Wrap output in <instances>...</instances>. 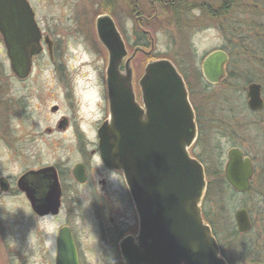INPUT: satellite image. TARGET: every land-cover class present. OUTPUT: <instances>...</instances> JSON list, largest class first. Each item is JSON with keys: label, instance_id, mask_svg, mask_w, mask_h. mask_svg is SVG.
<instances>
[{"label": "rangeland", "instance_id": "obj_1", "mask_svg": "<svg viewBox=\"0 0 264 264\" xmlns=\"http://www.w3.org/2000/svg\"><path fill=\"white\" fill-rule=\"evenodd\" d=\"M30 2L44 33L55 42L54 55L51 60L45 44L44 52L35 61L32 78L25 87L15 79L0 38V177L19 178L26 168L50 162L54 155L65 152V143L60 142L59 153H55L56 140L61 136L48 133V129H53L63 116L71 121L84 118V122L92 127L104 116L105 111L108 56L95 27V20L100 16L96 17L104 11V1ZM218 3L216 7L221 5V2L220 5ZM251 12L246 7H235L231 17H236L238 25L245 29L253 28V24L256 30L260 29L258 24H264V16L252 15ZM200 16L196 11L190 18H185L188 21L173 25L170 34L161 31L154 35L157 42L152 51L153 57H167V60H172L171 62L174 61L181 67L195 104L203 96V87L205 91H214L222 98H227L228 81L217 88L207 89L202 79L201 65L208 53L227 47L229 32H232V28L228 27L231 17L212 20L207 16ZM251 31L244 34L247 38L244 48L248 55L245 69L247 74L251 70V78L248 77L251 82L239 80L235 87L236 81L231 79V109L236 111L239 121L249 122V126L240 127L239 137L231 141V144L235 143L253 159L255 178L252 191L239 193L229 186L218 188L219 176L215 172H222L221 162L225 160L224 156L221 155L218 161L209 159L205 163L209 171L206 178L208 188L209 184L216 188L212 189V194L207 189L202 212L205 222L215 232L222 256L229 264H264V110L258 116L243 110L247 98L246 93L240 92L251 83H259L263 86L264 97V35ZM223 50L234 54L235 49L231 45V50ZM142 60L139 58L137 61ZM142 72L136 73L140 77ZM36 94L42 97L37 110L30 104L31 97ZM4 100H7V105L3 104ZM25 102L28 104L26 108ZM55 106L59 108L56 113L52 111ZM92 130H86L89 138H94ZM209 138L211 140L208 141V147L212 153L230 148L229 139L221 137V134H213ZM72 197L74 195H67V201ZM23 205L20 196L5 195L0 191V218L14 221L28 219ZM240 209L249 211L252 222V229L246 234L237 231L235 213ZM29 238L31 243L28 244L26 259L23 260L28 264H36L39 260L36 239L34 236ZM12 240L16 245V252H19L17 247L24 244L23 239L19 234L12 233Z\"/></svg>", "mask_w": 264, "mask_h": 264}, {"label": "flooded vegetation", "instance_id": "obj_2", "mask_svg": "<svg viewBox=\"0 0 264 264\" xmlns=\"http://www.w3.org/2000/svg\"><path fill=\"white\" fill-rule=\"evenodd\" d=\"M27 1L35 13V21L41 31V45L43 46V51L39 54L41 55L44 52V45H47L45 37L49 35L44 33L42 26L39 24L32 3L30 0ZM103 1L104 7L102 9L104 11L96 19L105 14L113 19L127 51V57L121 64L120 70L123 71L126 61L132 58L133 91L136 102L143 108L145 106L140 87V79L143 74L139 77L136 72L143 71L142 73H144L147 64L152 60L168 59L167 57H153V53L148 54L156 46L157 40L154 35L161 31L170 34L173 25H180L182 21H188L189 19L185 18H190V15L196 11L201 14V18L207 16L212 20L217 19V17L218 19L231 17L233 13V11L231 13L230 0H228V4H225V0ZM216 3L220 6L216 7ZM221 6L226 8L222 13L219 11ZM235 19L236 17L232 16L228 20L230 22L228 27L232 28V32H229L227 47H223V49L231 50L232 45L235 49L234 54L227 53L229 58L225 66V78L219 84H213L204 75V61L214 51L208 53L201 65V75L207 89L217 88L224 81H228L227 98H222L219 93L217 95L214 91H205L203 87V96L195 104L191 98V90L183 70L176 62H172L185 80L194 109L197 138L189 148V153L191 157L203 164L206 177L209 174L205 165L206 161L209 159L218 161L221 155L225 157V160L221 162L222 172L225 175V169L229 161L228 153L232 147H238L235 143L231 144V141L239 137L240 127L246 128L249 126V122L239 121L236 111L231 109V79L236 81L234 82L235 87H237L236 83L239 80L251 82L249 80L251 70L249 69L247 74L245 69L248 55L246 51L242 50L247 39L244 34L250 33L251 30L259 33L260 30L255 28L245 29L239 26L238 21ZM96 22L97 20H95V27ZM0 38L7 51L5 38L1 33ZM54 47L55 42L53 41L51 60H53ZM223 49L217 50L225 51ZM105 50L108 56V51L106 48ZM39 55L33 57L32 71L28 77L23 78L21 77L22 74L14 73L18 83L27 86L28 80L32 78L33 67ZM7 56L9 58L8 51ZM234 56L235 58H232ZM139 58L143 60L137 61ZM145 61L146 63H144ZM22 67L23 62L20 61L19 68L21 72L23 71ZM248 87H243L240 91H243V94L246 93L247 98V101L243 104V110L258 116L264 108L259 111H253L249 108ZM105 99L104 116L97 120L92 127L84 122V118L80 117L71 121L68 117L63 116L53 129H48V133L61 136L60 139L56 140L54 147H57V149L55 153H59L60 142L65 143L63 148L65 152L54 155V159L50 162L36 165L35 168H26L19 178L0 177V191L5 195L20 196L24 202L23 209L29 217L26 220H18L19 222L0 218V264H28L23 258L26 259L28 244L31 243L30 236H34L36 239V250L39 258L36 264H57L64 241L72 243L79 264H126L122 252V243L126 238H137L140 231V219L123 172L109 167L103 161L99 151V129L109 117L106 75ZM41 101L42 97L36 94L35 97H31L30 104H33L34 109L37 110V105ZM160 103L164 104V114L153 113L151 118L148 119L144 116V121H149L152 150L162 157L168 156L170 158L172 154L174 160H176L175 157L178 156L177 153L181 149L179 146L187 138V123L184 122L182 115H173L170 107L166 109V100L160 101ZM3 104L7 105V100H4ZM27 106L28 104L25 102L24 107ZM90 128L93 129L94 138H89L86 134V130H90ZM70 132L71 135H69ZM213 134H221L223 138L224 136L227 137L230 148L226 151L221 150L223 152L212 153L209 150L208 141L210 142L212 137H209ZM69 136L70 138H68ZM241 150L244 157L251 158L243 149ZM251 160L253 162L252 158ZM215 175L218 174L215 172ZM254 178L255 166L254 177L251 181L252 187L249 192L252 191ZM56 186L59 187L61 193V204L57 213L53 209L46 213L36 211L28 198V192L31 191L35 195L39 207L46 209L48 208L46 197ZM229 186L231 187L230 184ZM67 195H74V197L67 201ZM203 218L205 219L204 215ZM12 233L19 234L23 239L24 244L17 247L19 252H16Z\"/></svg>", "mask_w": 264, "mask_h": 264}, {"label": "water", "instance_id": "obj_3", "mask_svg": "<svg viewBox=\"0 0 264 264\" xmlns=\"http://www.w3.org/2000/svg\"><path fill=\"white\" fill-rule=\"evenodd\" d=\"M96 30L108 51L109 117L99 129V151L109 167L123 172L140 219L137 238L129 237L122 243L126 264H228L211 226L202 216L208 183L203 164L189 153L197 129L184 78L170 60L150 61L140 79L145 108L141 107L133 91L132 58L120 70L127 51L113 19L107 15L99 17ZM0 33L5 38L13 73L28 77L33 57L43 51V46L35 13L27 0H0ZM45 42L52 57L53 41L47 36ZM228 58L222 50L206 57L203 71L209 82L219 84L225 78ZM247 96L251 110L264 108L261 84L252 83ZM164 100L166 109L170 107L173 115H182L187 123V138L179 146L177 161L172 154L169 158L153 152L149 121H144V116L148 119L153 113L164 114V104L160 103ZM57 110V106L52 109ZM228 158L226 180L237 192L250 191L254 177L251 158L244 157L238 148L231 149ZM28 198L40 213L51 209L57 213L61 204L58 186L48 193L46 209L38 206L31 191ZM235 220L240 233L251 231L246 209L238 210ZM60 252L57 264H79L72 243L64 241Z\"/></svg>", "mask_w": 264, "mask_h": 264}, {"label": "trees", "instance_id": "obj_4", "mask_svg": "<svg viewBox=\"0 0 264 264\" xmlns=\"http://www.w3.org/2000/svg\"><path fill=\"white\" fill-rule=\"evenodd\" d=\"M230 1H231V13L235 9V7L236 8H239V7L245 8L246 7L252 11L251 12L252 15L264 16V0H230ZM225 2H226L225 4H228V0H225ZM224 10H226V8H223L222 6L219 8L220 13H222ZM217 19H218V17H217ZM258 25L260 26L259 27L260 29H258V30H260L262 35H264V30H263L264 28L262 27V26H264V24L262 23V24H258ZM251 27L254 28V24ZM259 40H261V39H259ZM263 43H264V41H263ZM242 50L246 51V48H242ZM216 173L219 176V178H217V181L219 183V185H217L218 188L229 186V184L225 178V175L221 171H218ZM214 188H216V187L209 184V188H208L209 194H212V189H214ZM231 227H232V224H231ZM213 233L215 235L214 231H213ZM235 234L239 235L237 231H235Z\"/></svg>", "mask_w": 264, "mask_h": 264}, {"label": "bare ground", "instance_id": "obj_5", "mask_svg": "<svg viewBox=\"0 0 264 264\" xmlns=\"http://www.w3.org/2000/svg\"><path fill=\"white\" fill-rule=\"evenodd\" d=\"M193 101H194V99H193ZM191 102V101H190ZM192 104V103H191ZM233 148H238V147H232L231 149H233ZM238 149H240V148H238ZM241 150V149H240ZM236 191V190H235ZM237 192V191H236ZM249 192V191H248ZM240 193V192H239ZM245 193H247V192H245ZM248 211V210H247ZM249 212V211H248ZM238 231V230H237ZM239 232V231H238ZM240 233V232H239ZM249 233V232H248ZM243 234V233H242ZM246 234V233H245ZM227 260V259H226ZM227 262H228V260H227ZM228 264H229V262H228Z\"/></svg>", "mask_w": 264, "mask_h": 264}]
</instances>
